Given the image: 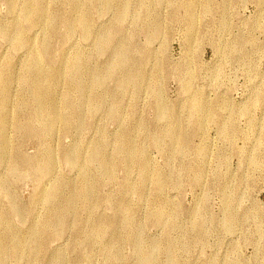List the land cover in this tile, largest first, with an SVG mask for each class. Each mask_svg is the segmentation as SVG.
<instances>
[{"label":"rangeland","instance_id":"1","mask_svg":"<svg viewBox=\"0 0 264 264\" xmlns=\"http://www.w3.org/2000/svg\"><path fill=\"white\" fill-rule=\"evenodd\" d=\"M19 3L0 0L4 28L22 17ZM43 3L57 31L41 66L57 95L70 87L69 121L49 130L35 116L27 53L0 37V71L11 78L0 106L9 141L0 153V240L16 235L32 248L33 229L40 236L32 256L10 251L1 264H141L147 249L154 264H264V0ZM25 27L24 38L39 42L42 26ZM105 32L110 45L101 48ZM118 48L121 65L107 69ZM79 50L82 91L69 73ZM92 155L107 157L112 174ZM88 181L90 194L81 188ZM52 188L56 204L74 192L59 234L41 228Z\"/></svg>","mask_w":264,"mask_h":264},{"label":"bare ground","instance_id":"2","mask_svg":"<svg viewBox=\"0 0 264 264\" xmlns=\"http://www.w3.org/2000/svg\"><path fill=\"white\" fill-rule=\"evenodd\" d=\"M45 1L46 0H20L19 12L22 17L12 22L9 28H4L3 25L0 24V37L5 38L15 46H21L25 49L27 53V57L23 64V72H24L23 81L24 84H26L30 88L31 97L36 101V105L39 106V108L38 107L36 108L38 110L36 113L37 115L35 116L36 117L38 116L39 118H45L46 126L50 130L54 127L58 119H61L64 123L68 124L69 117L66 115V108L69 106V103L68 102L64 103V102L66 101L67 96L72 94V92L70 87L62 86L63 88H61V90L58 92L60 95H57V91L56 89H54V85L55 86L57 85L55 77L51 76V74L46 72L41 66L42 54L46 52V50L48 49L49 41L53 36L56 35V31H57L53 26L55 19L57 18V15L45 7L43 3ZM112 2L113 0H105V5L108 7ZM12 5H15V3H12ZM125 7L126 4L123 3L122 5H120L119 9H117L118 11L116 14L118 18H121V14L124 12ZM32 21H37L43 28V36L39 42H35L31 38H24V31L26 30L25 26L26 24L28 25V23H32ZM73 23L76 24V22L74 21ZM78 24H79L78 26L83 29L81 31L82 34L88 35L90 29L89 20L85 17H79ZM109 41H110V33L105 32V34L101 38V48H106L109 44ZM121 59H123L121 58V48H118L117 52L113 56V59L110 61L109 65L107 66V69L111 70L117 67L121 63ZM79 69L84 70L82 65V53L80 50L76 51L72 56L69 73L73 74L74 77L77 78L78 80L77 82L78 84L76 83L77 87L80 91H82L87 86V78H86L87 75L85 76L84 71H81L80 75L77 74V70ZM10 79L11 78L9 75L2 72V70L0 71V92L3 93V98L0 105L1 107L6 106L8 102L7 86L9 84ZM94 100L100 102L101 97H95ZM169 133L171 134V137L175 141H179L178 133H174V132H169ZM8 143L9 141L7 137L3 133H0V153L4 156L7 155L8 153V148H9ZM94 161L96 162L98 161L101 170H103V172L106 175H109V172H111L110 171L111 162L107 157L104 156L102 157L100 155L94 157V155H92L91 162ZM41 170H42L41 166H38L36 167L35 172H39ZM160 181H161L160 177H158L157 182L154 180L156 184L159 183L161 184L162 181L161 182ZM93 187H94L93 183L90 181L86 182L81 186V188L84 189L89 194L92 192ZM57 197H58L57 188H52L42 198L44 202L52 204V208L48 211L47 215L44 217L41 228L42 230H45V228H49L55 234H59L64 223L67 222L66 221L67 211H69L73 206L74 192L70 191L68 200L65 204H56L55 200ZM13 209L17 210L18 208L13 204ZM163 209L162 207L159 210L157 209L158 210L157 213L164 214ZM157 213H156V217H157ZM1 217L0 220L2 219ZM49 224H51V227H49ZM33 230L34 231L31 234L32 237L34 238L32 240V244H33L32 248H30L31 245L29 243H26L27 241L26 239L21 240L16 235H12L9 244L4 242L3 240H0V264L3 263L5 255L10 251L18 255L20 253H25L26 249L30 248L29 250L31 252V256L35 253L38 244V238L40 236L37 238L38 231L37 229H33ZM100 231L101 228L96 230V232H100ZM109 252L111 253L113 252V250L111 249ZM154 256L155 255L153 251L147 249V250H143L140 253L138 260L141 264H154L155 263L154 261L156 260V257L154 260Z\"/></svg>","mask_w":264,"mask_h":264}]
</instances>
